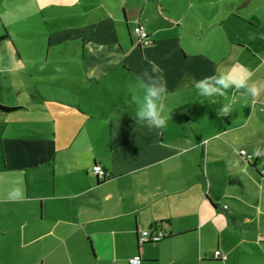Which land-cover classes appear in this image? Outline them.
<instances>
[{"label": "crops", "instance_id": "1", "mask_svg": "<svg viewBox=\"0 0 264 264\" xmlns=\"http://www.w3.org/2000/svg\"><path fill=\"white\" fill-rule=\"evenodd\" d=\"M32 3L39 20L24 32L58 57L0 71L13 109L0 110V264H264V92L194 87L228 72L264 82V0ZM1 29L0 46L20 35ZM145 55L167 81L163 129L135 119ZM141 230L167 236L139 245Z\"/></svg>", "mask_w": 264, "mask_h": 264}, {"label": "clouds", "instance_id": "2", "mask_svg": "<svg viewBox=\"0 0 264 264\" xmlns=\"http://www.w3.org/2000/svg\"><path fill=\"white\" fill-rule=\"evenodd\" d=\"M255 39V35L249 37ZM261 38H264L262 36ZM148 67L143 70L140 80L144 89L143 103L139 105L135 115L136 123L142 124L149 130L163 129L167 125L168 115L165 113L166 105L164 103L168 86L164 78V70L160 65L147 55L143 57ZM59 71V69H57ZM235 71V69H233ZM250 74L247 76L236 77L232 72L214 74L203 77L195 81L194 87L202 97L223 96L229 88H235L237 91L244 89V95H250L254 99L264 92V82L250 81ZM231 112L229 105H223L218 109V116L224 117ZM91 151V150H89ZM254 155L264 156V150L256 148ZM9 199H22V192L19 188L14 189L9 194Z\"/></svg>", "mask_w": 264, "mask_h": 264}, {"label": "rangeland", "instance_id": "3", "mask_svg": "<svg viewBox=\"0 0 264 264\" xmlns=\"http://www.w3.org/2000/svg\"><path fill=\"white\" fill-rule=\"evenodd\" d=\"M27 1L31 5L24 6L23 0H0L1 22L5 25V27L7 26L10 31L13 30L14 32H19L20 34L13 38L10 43H5L0 46V71H3L1 73H5L4 75L6 78H8L7 72L10 68L11 71L15 70V74H27L34 72V67L39 68L40 64L45 60L46 56H49L50 62L57 60L58 57V48L50 47L48 49V46L43 43L44 41L42 37H34L32 35H29L31 33L24 32L25 30L30 31L33 26L36 27L37 20H39L37 11H35L32 3L33 0ZM127 6H131L129 2H127ZM256 6H258V4ZM28 9H30V15L25 19L23 14ZM244 9L242 8L241 10H239V12H242ZM2 23L0 24V32H2ZM4 47L9 48V58L4 55ZM46 67L47 70H49L50 64H48V66ZM2 77V74H0V78ZM1 83L2 82L0 81V84ZM3 98L7 100V102L10 100V97H8L7 93L4 94ZM3 104H5V102L0 99V107H3Z\"/></svg>", "mask_w": 264, "mask_h": 264}, {"label": "built area", "instance_id": "4", "mask_svg": "<svg viewBox=\"0 0 264 264\" xmlns=\"http://www.w3.org/2000/svg\"><path fill=\"white\" fill-rule=\"evenodd\" d=\"M133 34L139 39V41L143 45H148L150 43L146 31L139 24H136L135 27L133 28ZM239 153L240 155L246 154L245 151L243 150L240 151ZM92 173L99 178H105L106 176L105 171L99 165H96L92 168ZM166 236H167L166 232H163L161 230L158 231L141 230L138 233L137 242L139 245H143L145 243H158L161 240H163ZM215 257L217 259H222V260L226 259V257L223 256L219 251L215 252ZM140 262L141 259L139 255L132 257L128 261L129 264H140Z\"/></svg>", "mask_w": 264, "mask_h": 264}, {"label": "trees", "instance_id": "5", "mask_svg": "<svg viewBox=\"0 0 264 264\" xmlns=\"http://www.w3.org/2000/svg\"><path fill=\"white\" fill-rule=\"evenodd\" d=\"M3 38H6V36H2L0 39H3ZM0 110L6 112V111H12L13 109L12 108H9V107H4L3 106V107H0Z\"/></svg>", "mask_w": 264, "mask_h": 264}]
</instances>
